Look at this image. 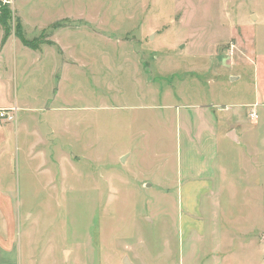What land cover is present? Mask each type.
Returning <instances> with one entry per match:
<instances>
[{"label": "rangeland", "instance_id": "374dc122", "mask_svg": "<svg viewBox=\"0 0 264 264\" xmlns=\"http://www.w3.org/2000/svg\"><path fill=\"white\" fill-rule=\"evenodd\" d=\"M0 1L11 10L0 107H18L16 122L0 120V233L17 264H214L219 180L227 262L264 258L239 205L260 190H235L231 206L223 173L260 171L264 145L246 158L195 141L204 118L251 97V71L236 67L246 49L264 51V0ZM241 110L262 137L264 108Z\"/></svg>", "mask_w": 264, "mask_h": 264}, {"label": "crops", "instance_id": "0c3cea01", "mask_svg": "<svg viewBox=\"0 0 264 264\" xmlns=\"http://www.w3.org/2000/svg\"><path fill=\"white\" fill-rule=\"evenodd\" d=\"M258 19V18H257ZM3 32V31H2ZM11 43V41H6L3 43L2 41V35H1V50L4 47H8V44ZM15 43L14 41L12 42ZM252 45V43H251ZM24 46V45H23ZM247 53L244 55V57L241 58V61L238 63V67L241 68V70H250L249 73V81L251 86V93H250V99H244L243 102H240L236 107V110H232V106H229V104L225 106L219 107V113H213L215 116L212 118L213 120H209L207 118H204L203 120V128L200 132V135L195 139V141H202L204 138L205 140L208 139L209 141L214 137L217 141L225 140L227 142H230L234 145H236L239 148H244L243 151H245V154L243 153V156L246 158H249V149H253V144L258 143V141L262 142L264 145V135L262 137H257L258 129L256 126L257 119L251 121L250 117L248 116V113L246 110H241V108H246L250 106H260L264 108V51H259L257 49H254L253 46L250 50H247ZM4 65V63L2 64ZM1 67V66H0ZM3 72H0V88L4 86V83L6 86H8V76L5 77V75L2 74ZM228 77L231 79V81H235L238 78H235L233 75H228ZM221 83H224V81H220ZM11 106L6 107H0L1 108H8ZM17 107V106H16ZM18 108V107H17ZM205 107H201L197 110V113L200 115L203 114V110ZM199 115V116H200ZM212 116V115H211ZM250 120V121H249ZM213 122V124H212ZM225 126H229L230 128L228 130L223 131L222 129L225 128ZM261 127V125H260ZM264 128V124H263ZM190 138V137H189ZM224 174H230L232 182L229 183L230 185V201L229 205H238V203L235 200V190L241 188L244 191H248L252 189L253 187H257V189L260 190V196L258 199V203H254L252 200V197L246 196L244 197L243 202L239 205H245L248 206L247 211L244 216L246 221V230L245 232H254L257 230L256 234L254 235L258 239L257 253L260 254V256H264V168H261L259 170H255L252 168H244L241 167L239 169H236L235 171H232L231 169L229 171L223 172ZM204 174H210L204 172ZM202 176V175H200ZM200 176L195 175L192 179H198ZM207 175L204 177L206 178ZM190 178V176L188 177ZM220 185L217 187V196H215L214 204L213 206L216 207L218 211V222L216 223V230L218 237L220 239H223V241H220L219 243V250H214V264H233L227 261H230L232 256L230 255L231 252H227V248L229 245L226 242L228 237H231L232 235V224L233 220L231 218H224L221 216V207L223 205L220 191L222 188V181H220ZM240 182V183H239ZM239 183V184H238ZM199 184V183H198ZM238 184V185H236ZM241 184V186H239ZM200 185V184H199ZM255 208L258 213V219L260 224H256L254 226V223L256 222V219L254 217ZM220 209V210H218ZM241 217V219H242ZM226 222V223H225ZM257 223V222H256ZM230 225V226H229ZM12 228V220L11 218L6 221V229ZM244 227V222H243ZM5 232V231H4ZM4 233H0V264H17V261H15V247H14V241L12 233L7 237H4L6 235H3ZM6 234V233H5ZM230 247V246H229ZM229 255V256H228ZM31 263L34 264L35 259L34 257L29 258ZM247 264H264V258L260 261L256 262H248Z\"/></svg>", "mask_w": 264, "mask_h": 264}, {"label": "trees", "instance_id": "16d2710c", "mask_svg": "<svg viewBox=\"0 0 264 264\" xmlns=\"http://www.w3.org/2000/svg\"><path fill=\"white\" fill-rule=\"evenodd\" d=\"M11 18V10L9 3H4L2 6L0 1V27L3 29V38L6 40L10 35V28H9V20ZM15 36L18 38V40L25 46V47H31L32 43H29L26 41L21 33L20 25L18 22L16 23V32Z\"/></svg>", "mask_w": 264, "mask_h": 264}, {"label": "built area", "instance_id": "2783aa9c", "mask_svg": "<svg viewBox=\"0 0 264 264\" xmlns=\"http://www.w3.org/2000/svg\"><path fill=\"white\" fill-rule=\"evenodd\" d=\"M234 47L235 46L233 44H231L229 50L232 51L234 49ZM17 111H18V108L16 106H11L8 108H1L0 109V120L3 121L5 124H10V123L16 122ZM249 117L252 120L257 119V115L251 111L249 113Z\"/></svg>", "mask_w": 264, "mask_h": 264}, {"label": "water", "instance_id": "95a60500", "mask_svg": "<svg viewBox=\"0 0 264 264\" xmlns=\"http://www.w3.org/2000/svg\"><path fill=\"white\" fill-rule=\"evenodd\" d=\"M123 264H128V261H127L126 258H124V260H123Z\"/></svg>", "mask_w": 264, "mask_h": 264}]
</instances>
